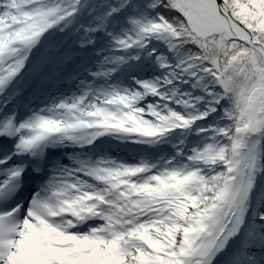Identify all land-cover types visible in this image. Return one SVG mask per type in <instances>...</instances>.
<instances>
[{
    "label": "snow or ice",
    "instance_id": "snow-or-ice-1",
    "mask_svg": "<svg viewBox=\"0 0 264 264\" xmlns=\"http://www.w3.org/2000/svg\"><path fill=\"white\" fill-rule=\"evenodd\" d=\"M0 264H264V0H0Z\"/></svg>",
    "mask_w": 264,
    "mask_h": 264
}]
</instances>
